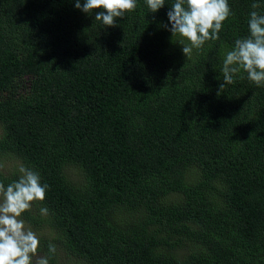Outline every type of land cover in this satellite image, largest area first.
Wrapping results in <instances>:
<instances>
[{"label":"trees","instance_id":"16d2710c","mask_svg":"<svg viewBox=\"0 0 264 264\" xmlns=\"http://www.w3.org/2000/svg\"><path fill=\"white\" fill-rule=\"evenodd\" d=\"M174 2L107 27L75 0H0V182L23 165L49 186L21 217L49 264H264V86L219 90L264 0H228L188 58Z\"/></svg>","mask_w":264,"mask_h":264},{"label":"clouds","instance_id":"9594fccd","mask_svg":"<svg viewBox=\"0 0 264 264\" xmlns=\"http://www.w3.org/2000/svg\"><path fill=\"white\" fill-rule=\"evenodd\" d=\"M146 5L155 13L165 5V0H146ZM74 6L86 14L98 10L95 20L115 27L117 18L136 9L137 0H75ZM260 7V3H252L249 34L236 39L234 47L225 54L219 90L234 84V77L241 71L256 86H264V14L256 11ZM232 15L228 0H175L167 12L171 27H164L172 37H180L178 43L188 58L193 49H201L209 40H218L223 22ZM19 173V178L7 186L0 182V264H49L47 256L38 254L39 237L21 218L33 201L45 199L49 186L42 184L39 173L31 168L21 165ZM40 214L47 216L49 209L40 208ZM48 249L50 253L56 252L54 244L50 243Z\"/></svg>","mask_w":264,"mask_h":264},{"label":"rangeland","instance_id":"374dc122","mask_svg":"<svg viewBox=\"0 0 264 264\" xmlns=\"http://www.w3.org/2000/svg\"><path fill=\"white\" fill-rule=\"evenodd\" d=\"M0 166H3V167H6L3 171H8L9 170V168L12 166V163L10 162V161H3V160H1L0 159ZM1 169V168H0ZM26 223V222H25ZM26 225L32 230V231H34L36 234H37V236L39 237V231L38 230H36V229H34L33 227H31L29 224H27L26 223ZM41 256V255H40ZM59 259H60V263L61 264H84V263H78L77 261H76V259L74 258V257H72V256H70V257H67V256H65L64 255V252L63 251H61L60 253H59Z\"/></svg>","mask_w":264,"mask_h":264}]
</instances>
